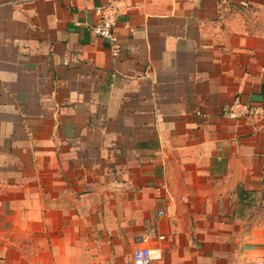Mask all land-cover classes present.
<instances>
[{
	"label": "crops",
	"instance_id": "0c3cea01",
	"mask_svg": "<svg viewBox=\"0 0 264 264\" xmlns=\"http://www.w3.org/2000/svg\"><path fill=\"white\" fill-rule=\"evenodd\" d=\"M107 1L0 0V264H264V0Z\"/></svg>",
	"mask_w": 264,
	"mask_h": 264
},
{
	"label": "built area",
	"instance_id": "2783aa9c",
	"mask_svg": "<svg viewBox=\"0 0 264 264\" xmlns=\"http://www.w3.org/2000/svg\"><path fill=\"white\" fill-rule=\"evenodd\" d=\"M95 11L98 14V22L93 28L94 32L102 38L113 40L115 38L113 28L120 15L117 1L108 0L104 4L97 6ZM263 110L264 106L253 105L237 95L228 105L225 114L228 118L238 119L259 114ZM158 214L163 215L164 211L159 210ZM158 257L155 250L149 246H139L133 251L134 264H151Z\"/></svg>",
	"mask_w": 264,
	"mask_h": 264
},
{
	"label": "rangeland",
	"instance_id": "374dc122",
	"mask_svg": "<svg viewBox=\"0 0 264 264\" xmlns=\"http://www.w3.org/2000/svg\"><path fill=\"white\" fill-rule=\"evenodd\" d=\"M258 213H260L259 215H262V211H261V212H258ZM257 215H258V214H256L255 216H257ZM255 216H254V217H255Z\"/></svg>",
	"mask_w": 264,
	"mask_h": 264
}]
</instances>
